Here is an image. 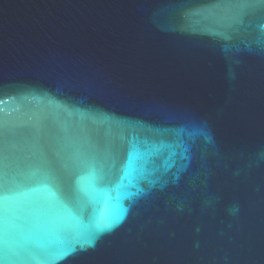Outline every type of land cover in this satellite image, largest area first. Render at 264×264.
I'll return each mask as SVG.
<instances>
[{"label":"water","instance_id":"obj_1","mask_svg":"<svg viewBox=\"0 0 264 264\" xmlns=\"http://www.w3.org/2000/svg\"><path fill=\"white\" fill-rule=\"evenodd\" d=\"M0 154L10 264H264V5L0 0Z\"/></svg>","mask_w":264,"mask_h":264},{"label":"snow or ice","instance_id":"obj_2","mask_svg":"<svg viewBox=\"0 0 264 264\" xmlns=\"http://www.w3.org/2000/svg\"><path fill=\"white\" fill-rule=\"evenodd\" d=\"M242 7H248L253 3L264 5V0H240ZM4 163L2 154H0V264H10L8 260V244L7 239L9 235V214H8V202L11 199L7 191L5 190L4 182ZM102 179V177H101ZM113 224H98L93 232L89 234L88 246H94V240L98 234L110 230ZM83 250V247L81 248ZM64 254H70L76 251L75 246L69 244L64 248Z\"/></svg>","mask_w":264,"mask_h":264}]
</instances>
